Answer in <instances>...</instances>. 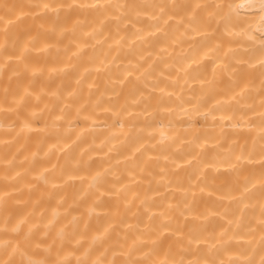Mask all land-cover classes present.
<instances>
[{
  "label": "bare ground",
  "instance_id": "6f19581e",
  "mask_svg": "<svg viewBox=\"0 0 264 264\" xmlns=\"http://www.w3.org/2000/svg\"><path fill=\"white\" fill-rule=\"evenodd\" d=\"M0 122V264H264V0H0Z\"/></svg>",
  "mask_w": 264,
  "mask_h": 264
},
{
  "label": "clouds",
  "instance_id": "9594fccd",
  "mask_svg": "<svg viewBox=\"0 0 264 264\" xmlns=\"http://www.w3.org/2000/svg\"><path fill=\"white\" fill-rule=\"evenodd\" d=\"M4 127V124L2 122H0V129H2ZM19 226H17L16 228L13 229V231H18ZM75 235V226H73V231L71 233L66 232L65 230L61 229L59 232L56 233V239L61 241L62 243L67 241L70 237H74ZM101 240L100 236H94L92 238L91 245H94L96 243H98ZM4 251V248L2 246H0V253H2ZM5 264H7V262H5ZM77 264H88V260L85 257H81L77 260Z\"/></svg>",
  "mask_w": 264,
  "mask_h": 264
}]
</instances>
